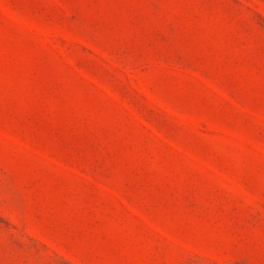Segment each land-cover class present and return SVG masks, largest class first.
<instances>
[{
    "label": "rangeland",
    "instance_id": "obj_1",
    "mask_svg": "<svg viewBox=\"0 0 264 264\" xmlns=\"http://www.w3.org/2000/svg\"><path fill=\"white\" fill-rule=\"evenodd\" d=\"M0 264H264V0H0Z\"/></svg>",
    "mask_w": 264,
    "mask_h": 264
}]
</instances>
